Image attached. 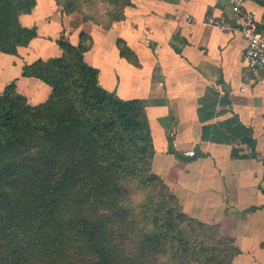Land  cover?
<instances>
[{"label":"trees","instance_id":"obj_1","mask_svg":"<svg viewBox=\"0 0 264 264\" xmlns=\"http://www.w3.org/2000/svg\"><path fill=\"white\" fill-rule=\"evenodd\" d=\"M132 1L55 0L61 13L104 29ZM248 1L263 9L264 31V0ZM35 5L0 0V51L17 54L38 36L36 25L20 21ZM54 41L60 55L24 63L19 74L47 84L46 100L29 103L15 79L0 93V264H235L233 239L186 214L152 171L143 102L100 84L84 58L91 36L73 43L60 32ZM117 45L136 64L125 42ZM220 128L249 149L255 143L236 116L203 125L202 139L229 141Z\"/></svg>","mask_w":264,"mask_h":264},{"label":"crops","instance_id":"obj_2","mask_svg":"<svg viewBox=\"0 0 264 264\" xmlns=\"http://www.w3.org/2000/svg\"><path fill=\"white\" fill-rule=\"evenodd\" d=\"M207 13L229 19L231 28L209 26ZM234 19L225 0H133L109 29L79 13H61L55 0H36L31 13L20 15L22 24L37 27L31 42L44 39L38 53L43 59L61 54L54 41L60 32L73 43L80 33L91 36L84 58L98 69L100 84L143 102L154 145L152 171L186 214L217 224L233 239L240 249L235 264H264V71L242 66L245 42ZM118 38L136 64L121 56ZM14 79L31 104L50 93L39 79ZM234 116L251 129V149L223 128L229 141L202 139L203 125ZM191 150V160L177 156Z\"/></svg>","mask_w":264,"mask_h":264},{"label":"built area","instance_id":"obj_3","mask_svg":"<svg viewBox=\"0 0 264 264\" xmlns=\"http://www.w3.org/2000/svg\"><path fill=\"white\" fill-rule=\"evenodd\" d=\"M225 1L245 42L241 56L242 66L247 70L264 71V31L259 28L256 9L249 6L248 0ZM204 22L221 31L231 28L229 19L212 13L205 14ZM185 154L192 156L195 151L191 150Z\"/></svg>","mask_w":264,"mask_h":264},{"label":"rangeland","instance_id":"obj_4","mask_svg":"<svg viewBox=\"0 0 264 264\" xmlns=\"http://www.w3.org/2000/svg\"><path fill=\"white\" fill-rule=\"evenodd\" d=\"M249 3L250 5L253 6V8L256 9L257 18L258 20H260V16L262 14L263 9L259 7L258 5H256L255 3H251V2ZM42 41L39 42L40 44H37L36 42H30L26 47L19 48L17 50V54H8V53H4L0 51V93H2L4 87L11 80H13L16 75L20 74L21 68L24 63H28L29 61L32 62L36 60L37 58H40L38 57L39 56L38 53L40 52V49L42 48ZM56 50L57 49H55L54 47L53 49L51 48L48 49L50 53H52L53 51L55 52ZM27 101L29 102V98H27Z\"/></svg>","mask_w":264,"mask_h":264},{"label":"water","instance_id":"obj_5","mask_svg":"<svg viewBox=\"0 0 264 264\" xmlns=\"http://www.w3.org/2000/svg\"><path fill=\"white\" fill-rule=\"evenodd\" d=\"M233 23V22H232ZM177 156L183 160H191L193 159L196 155H192V156H187L186 154L184 153H177Z\"/></svg>","mask_w":264,"mask_h":264}]
</instances>
